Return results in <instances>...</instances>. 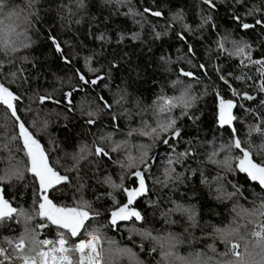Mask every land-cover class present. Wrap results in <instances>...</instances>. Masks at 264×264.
<instances>
[{
	"label": "trees",
	"instance_id": "obj_1",
	"mask_svg": "<svg viewBox=\"0 0 264 264\" xmlns=\"http://www.w3.org/2000/svg\"><path fill=\"white\" fill-rule=\"evenodd\" d=\"M80 2L5 0L6 10L0 14L4 22L0 28L19 24L18 30L26 33L30 40L29 47H21L15 53L0 51V82L22 97L18 102L21 121L40 140L56 167L72 178L69 185L60 186L53 199L69 206H74L81 198L92 203L93 209L100 213L91 222L92 227L99 228L106 240H114L117 247L128 248L135 254V259L121 255L113 264H165L161 259L162 250L151 239L134 234L133 229L157 237L174 235L178 243L172 251L186 258L196 259L198 253L199 259L209 264L234 259L223 255L228 246L213 234V230L239 227L240 234L251 241L248 233L252 225L248 224V217L237 216L236 212L240 209L251 212L259 207L264 202V190L235 169V159L232 160L233 171L208 159L213 151L219 153L214 157L217 161L225 156L240 155L236 149L220 151L222 145L231 143L232 129L218 125L217 93L237 103L233 109L237 117L233 127L243 146L252 145L257 162L264 158L260 154L264 135L255 130L264 131V119H261L264 106L260 105L264 93L258 91V79H236L245 74L253 77L258 74L253 69L242 68L238 59L220 51L218 43L228 37L225 47L232 49L233 40L247 42L253 59H264V27L255 25L257 18L264 20V0H241L240 3L214 0L215 9H210L203 0H130L124 4L83 0L84 6L79 7ZM145 8L159 11L163 17L152 16L144 12ZM9 12L20 13L19 19L8 20ZM249 12L254 14L247 15ZM236 16L255 26L244 30ZM208 17H211L210 22L201 27ZM156 33L161 34L159 38ZM134 34H138L137 39H132ZM181 35L184 40L180 39ZM100 36L104 39H99ZM53 38L60 44L62 53L56 51ZM24 39L20 37L21 41ZM65 58L70 63H65ZM89 67L98 71L90 72ZM78 71L89 81L97 76L103 79L96 85L84 84ZM181 71L193 73L195 79L182 76ZM220 75H224L237 91L248 92L257 99H237ZM177 80L181 83L173 86ZM189 84L191 95L196 98L193 106L187 109L189 114L182 115L181 108L170 114L180 129L178 138H170L169 145H165L162 139L169 138L166 135L155 143L149 137L127 136L130 129L141 127L142 121L156 125L152 105L158 96H179ZM68 92L72 93L71 104L66 101L65 93ZM42 95H51L59 103L40 104ZM121 95L125 99L118 105L114 101ZM105 100L113 105L111 110L103 108ZM90 110L98 112L93 117L96 120L93 125L86 123L89 119L86 113ZM114 116L117 119L114 120ZM108 134L112 135V141L127 139L129 146L111 153V159L88 156L79 161L77 170L65 171L73 166L72 157L79 154L81 146L87 145L94 151L93 142L101 143L100 137ZM13 136H18V128L10 113L0 106V176L18 162L23 168L22 162L26 160L19 151L22 144L13 140ZM140 145H152L149 156L155 158L145 174L148 193L133 205L143 219L120 222L118 230L113 229L108 224L114 207L108 196L112 189L104 181L111 178L119 183L120 176L128 174L119 162L127 163L129 152L138 156ZM101 146L110 148L111 142L105 140ZM188 151L192 154L180 156ZM169 159L174 163L169 164ZM166 170L171 179L165 175ZM81 184L83 188L79 187ZM125 185L138 186L134 179H126ZM3 188L6 198L15 207L32 211L34 188L30 174L26 173L23 180L5 183ZM115 195L121 203L126 202L121 192ZM177 204L190 209L194 219L190 221L187 214L177 212H172L170 217L163 215ZM36 222L27 226L34 227ZM24 228L23 219L0 223V238L3 241L18 239ZM45 234L55 238L54 230L46 229ZM238 242L243 251V241ZM153 247H156L155 252ZM169 260L178 264L174 257Z\"/></svg>",
	"mask_w": 264,
	"mask_h": 264
},
{
	"label": "snow or ice",
	"instance_id": "obj_2",
	"mask_svg": "<svg viewBox=\"0 0 264 264\" xmlns=\"http://www.w3.org/2000/svg\"><path fill=\"white\" fill-rule=\"evenodd\" d=\"M106 3L124 4L130 2V0H105ZM210 9H215L216 3L214 0H203ZM240 3L241 0H236ZM83 0H81L79 7H83ZM6 10L5 0H0V14H3ZM259 11V10H254ZM144 12L150 13L152 16L159 17L161 12L152 11L149 8H145ZM254 12H249L247 15H253ZM132 15H136L132 13ZM13 17L19 19L20 13L9 12L7 14L8 20H13ZM235 19L241 24L244 30L253 28L255 25L264 27V20L257 18L255 25L245 23L241 21L239 16ZM27 21V17H24ZM211 17H208L203 21L201 27L204 24L209 23ZM79 21H77L78 23ZM0 25H4L3 20H0ZM19 24H8L3 28H0V51L5 53L17 52L21 47L27 48L30 46V40H28L26 33L20 32ZM185 29L188 28L184 25ZM160 33H156V38L160 37ZM24 36L23 41L20 37ZM138 34H134L132 39H137ZM99 39L103 40L104 37L100 36ZM123 39V37H121ZM181 40H184L183 35L180 36ZM228 41V37H225L218 43V48L222 52H227L229 56H232L239 60V64L242 68L253 69L258 76L253 77L250 74L236 77L238 80H256L260 81L258 91L264 93V59H253L251 46L247 42L231 41L233 44L232 49H226L225 43ZM55 45L56 51L62 53V48L55 38L52 40ZM189 51H192L191 47ZM65 63H70L65 58ZM204 68V65H200ZM90 72H96L98 69L89 67ZM16 76L15 73L12 74ZM80 81L84 84L91 83L96 85L103 77L97 76L95 79L89 81L86 77L77 72ZM181 75L189 78H193L194 74L191 72L181 71ZM231 75V74H229ZM220 79L231 90L233 96L240 100L254 101L256 96L250 95L248 92L237 91L230 81L224 76L220 75ZM13 83L15 80L12 81ZM181 83L177 80L173 82V86ZM191 85L189 84L184 88L179 96H166L161 94L153 102L152 108L156 117V125L151 126L147 121H142V126L139 128H132L128 131L127 136L132 137L134 135H140L149 137L153 143L161 140L162 136H168L169 138L162 139V143L169 145L170 138H178L180 136V129L177 127V121L170 114L176 108H181L182 115H188L187 109H190L195 101V97L191 95ZM72 93H65V97L69 104L71 101ZM103 100V97H101ZM125 99L124 95H121L119 99H115L116 104H121ZM22 100V97L11 90L5 83L0 82V106L10 113L11 118L14 119L15 126L18 128V136H13V140H19L22 147L19 151H22L26 160L23 161V168L19 166V162L16 166L11 167L4 175L0 176V223L6 221L23 219L25 223L24 231L20 234L19 238H6L3 243H6L8 247L0 246V264H113V261L121 255H127L132 259H135V254L128 248H119L116 246L114 240H106L105 236L101 233L97 227H92V221H95L100 213L93 209L92 203L85 199H79L74 206L68 204L57 203L53 199V194L60 190V186H67L71 183V177L63 174L55 163L52 162L51 157L44 147H42L40 140H38L35 134L26 127L25 123L21 121L18 115V102ZM51 100L53 103H59V101L53 100L51 95L40 96L39 103L44 104L46 101ZM218 100V125L223 128L227 126L232 129V141L227 146H221L220 151H231L232 149L238 150L240 155L225 156L222 161L214 159L219 153L213 151L209 156V161L212 163L222 164L228 171H233L232 160L235 159V169L239 172L245 173L247 178L258 183L261 189H264V158L257 162L254 159L252 145L248 147L243 146V142L238 138V132L233 127V121L236 120V116L233 113V109L238 105L231 99H225L222 95L217 93ZM260 105L264 106V99L260 100ZM112 104L108 101H104L103 108L111 110ZM72 109L70 108L69 111ZM251 109H249L250 111ZM98 114L97 111H88L86 115L89 119L87 124L93 125L96 120L93 119ZM113 119H117L115 116ZM264 119V117H261ZM46 127V122H45ZM257 132H261L264 135V131L261 128L255 129ZM107 140L111 142L110 148H105L102 143ZM101 143L93 142L94 151L87 145L81 146L78 155H73L72 159L74 164L72 167L65 168V171H75L78 168L79 161L86 159L88 156L96 157H108L111 159V153L119 152L122 149L129 146L127 139L122 141H112V135L100 137ZM152 145H140V152L138 156H133L129 152L126 156L127 163L119 162L121 168L128 170L127 175H121L119 183H115L111 178H106L105 183L109 185L112 191L108 192V196L112 199L114 207L111 209L108 224L111 228L117 229L120 222H127L134 220L136 222L142 221L143 216L133 205L138 198L147 195L148 187L146 184V173L151 168V162L155 159L149 156V151ZM190 151L181 153L180 156L191 155ZM260 154L264 156V148L260 150ZM179 157L177 158V161ZM56 163H59L57 161ZM169 164L174 163L169 159ZM30 174L33 181L34 199L33 209L31 212L25 210L23 207L17 208L13 203L6 198V189L3 185L7 182L15 180L25 179V174ZM165 175L168 179H171L168 170ZM126 179H134L138 186L127 187L125 185ZM159 182V181H158ZM83 188L81 184L79 186ZM121 192L126 197V202L121 203L117 200L115 193ZM235 211V209H234ZM172 212L181 214H187L188 219L192 221L194 214L190 209L184 208L177 204L175 208L169 209L168 212L163 213L165 217H170ZM237 216L248 217V224L252 225V228L248 235L252 237L249 241L244 235L240 234L239 227L228 226L224 228H214L213 234L228 246L227 252L223 255L234 257V259L223 260L221 264H264V202H261L259 207L249 212L245 209H240L236 212ZM37 221L34 227H28L27 225L32 221ZM175 223V221H169ZM235 223V221H233ZM52 232L54 230L55 238H48L45 234V230ZM134 234L140 235L143 239H151L155 245L161 250V259L165 261V264H172L169 258L174 257L178 264H209L207 260H200L197 253L196 259H190L178 254H175L172 249L176 247L178 243L176 237L169 234L166 237L152 236L151 233L146 231L132 230ZM86 237V238H85ZM238 241H243V251H240L242 245ZM108 244V248L103 247L104 243ZM143 249V245H141ZM215 249H213L214 251ZM152 251H156V247L152 248ZM139 264V262H137Z\"/></svg>",
	"mask_w": 264,
	"mask_h": 264
},
{
	"label": "built area",
	"instance_id": "obj_3",
	"mask_svg": "<svg viewBox=\"0 0 264 264\" xmlns=\"http://www.w3.org/2000/svg\"><path fill=\"white\" fill-rule=\"evenodd\" d=\"M85 238H86V237H85ZM0 246L8 247V245H6L5 243H3V240H2L1 238H0ZM102 246L106 248L105 243H104ZM16 264H19V262L17 261Z\"/></svg>",
	"mask_w": 264,
	"mask_h": 264
},
{
	"label": "water",
	"instance_id": "obj_4",
	"mask_svg": "<svg viewBox=\"0 0 264 264\" xmlns=\"http://www.w3.org/2000/svg\"><path fill=\"white\" fill-rule=\"evenodd\" d=\"M162 14V13H161ZM156 17V16H155ZM163 17V15H161V16H159L158 18H162ZM66 101H67V99H66ZM46 102H52L51 100H49V101H46ZM243 175H245L246 176V174L245 173H242ZM247 177V176H246ZM249 181H251L252 183H256L257 185H258V183L257 182H255V181H252V180H250L249 179ZM264 190V189H263Z\"/></svg>",
	"mask_w": 264,
	"mask_h": 264
},
{
	"label": "rangeland",
	"instance_id": "obj_5",
	"mask_svg": "<svg viewBox=\"0 0 264 264\" xmlns=\"http://www.w3.org/2000/svg\"><path fill=\"white\" fill-rule=\"evenodd\" d=\"M105 245H106V243H105ZM106 248H108L107 245H106Z\"/></svg>",
	"mask_w": 264,
	"mask_h": 264
}]
</instances>
